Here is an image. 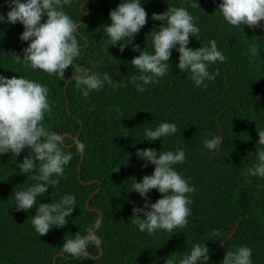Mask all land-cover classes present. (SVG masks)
<instances>
[{
	"label": "trees",
	"instance_id": "trees-1",
	"mask_svg": "<svg viewBox=\"0 0 264 264\" xmlns=\"http://www.w3.org/2000/svg\"><path fill=\"white\" fill-rule=\"evenodd\" d=\"M219 2L198 0L199 7L192 8L188 0H143L146 23L119 51L120 42L108 46L103 34L108 12L119 0H70L64 10L79 25L74 35L81 46L75 63L107 71L119 84L115 91L106 85L87 98L71 80V66L60 81L16 61L12 54L20 56L27 46L19 40L22 25L0 23V74L22 75L48 86L52 117L44 123L62 133L73 152L64 177L55 187L49 186L39 202L57 200L65 193L76 197L65 225L39 236L31 225L35 205L16 211L13 204L12 193L33 183L16 168L26 152L17 157L0 155V264H176L194 242L209 239L213 229L224 237L205 241L210 264H220L225 251L239 245L252 249V264H264V179L242 174L255 162V149H264L256 145V127L264 128V30L227 24L215 10ZM0 5V13L8 10L3 0ZM167 6L186 7L200 26L195 38L189 36L187 47L198 48L214 39L225 59L209 66L210 72L216 70L214 80L206 87H194L187 73L177 74L178 53L173 50L170 72L137 92L128 83V77L137 74L129 62L138 51L151 50L146 35L161 22L150 16ZM253 44L258 49L255 58L248 54ZM163 120L176 123L178 132L151 143L143 139L145 127ZM212 134L221 136L217 152L203 146ZM74 140L83 145L79 153ZM180 146L185 161L176 168L195 187L189 223L148 236L130 223L133 202L139 207L143 199L127 189L132 178L138 182L154 168L151 164L141 168L144 161L135 156L136 149L163 151ZM147 196L154 202L160 194L152 189ZM96 219L101 221L96 235L102 243L89 245L86 258L61 251L64 240L83 234Z\"/></svg>",
	"mask_w": 264,
	"mask_h": 264
},
{
	"label": "clouds",
	"instance_id": "clouds-1",
	"mask_svg": "<svg viewBox=\"0 0 264 264\" xmlns=\"http://www.w3.org/2000/svg\"><path fill=\"white\" fill-rule=\"evenodd\" d=\"M8 10L0 13V23H20L23 31L19 40L27 42L21 49V55H14L18 62L30 69H39L48 75L63 81L64 70L71 66V80L79 88L81 96L87 98L92 91H99L106 85L115 91L119 84L109 72H97L94 67L75 63L80 55V44L74 33L79 25L64 10L70 0H3ZM143 0H119L114 9L109 10V22L103 24V34L107 36L108 46L119 43V51L131 42L132 37L146 23L147 13L141 6ZM192 8L199 7L198 0H188ZM215 2V0H214ZM3 6V5H0ZM215 10L223 20L232 26H248L249 29L264 30V0H220ZM150 19L161 23L149 30L151 50L138 51L130 60L137 74L128 77V83L137 92H143L150 84L158 83L160 78L170 72L169 57L174 50L178 53L175 67L177 74L187 73L194 87H206L208 81L215 79L216 70L209 71L211 64L224 61L216 41L211 39L207 45L198 48L187 47L189 36L196 37L200 32L199 24L184 6H167L161 13H152ZM127 40V42H125ZM138 48L133 46V51ZM250 57L258 55L253 44L248 48ZM91 69V73L89 71ZM144 111V110H142ZM52 117V103L46 84L25 76L5 77L0 74V155L11 153L17 157L26 155L22 161H16L20 174L29 176L33 183L12 193L16 211H27L35 205L31 216L33 230L39 236L51 227H61L75 207L74 193H65L57 200L40 203L49 186L55 187L65 175V167L72 159L73 152L65 144L62 133L49 128L45 119ZM256 145H264V128H257ZM178 132L176 123L163 120L154 127L143 129V139L151 143L162 137H170ZM180 132V130H179ZM221 136L212 134L203 140L204 148L218 151ZM73 145L77 153L83 150L79 140ZM135 156L147 164L154 165L151 174L143 175L137 182L132 178L128 191H135L143 199L141 206L135 202L131 207L130 223L148 236L159 230L172 232L175 228H184L191 216L190 205L195 187L176 165L185 161L183 146L174 149L154 148L136 149ZM253 152L248 153L252 157ZM255 162L242 174L264 179V149L256 148ZM34 170V171H33ZM44 183H41V182ZM155 189L159 194L154 202H149L147 193ZM141 216L143 218H141ZM101 221L94 220L84 233H75L61 244V251L72 257H87L89 245L99 246L102 241L96 230ZM224 237L213 229L210 238L194 242L176 264H210L209 248L206 240ZM252 249L239 245L232 251H225L220 264H252Z\"/></svg>",
	"mask_w": 264,
	"mask_h": 264
},
{
	"label": "water",
	"instance_id": "water-1",
	"mask_svg": "<svg viewBox=\"0 0 264 264\" xmlns=\"http://www.w3.org/2000/svg\"><path fill=\"white\" fill-rule=\"evenodd\" d=\"M235 230H236V229H235ZM235 230H233V231L229 234L228 238L231 237V236L234 234Z\"/></svg>",
	"mask_w": 264,
	"mask_h": 264
}]
</instances>
